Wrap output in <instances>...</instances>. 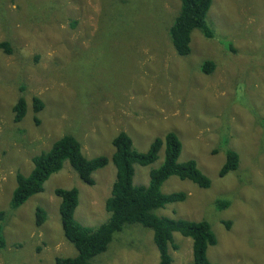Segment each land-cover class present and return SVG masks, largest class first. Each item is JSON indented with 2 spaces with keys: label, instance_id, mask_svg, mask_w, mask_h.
Returning <instances> with one entry per match:
<instances>
[{
  "label": "rangeland",
  "instance_id": "374dc122",
  "mask_svg": "<svg viewBox=\"0 0 264 264\" xmlns=\"http://www.w3.org/2000/svg\"><path fill=\"white\" fill-rule=\"evenodd\" d=\"M181 0H0V212L5 247L0 264H54L76 256L63 235L55 189L78 192L75 220L95 228L109 213L105 201L115 180L111 162L80 180L64 161L43 191L12 209L16 173L28 175L32 157L65 134L75 136L86 158L114 152L125 132L145 152L173 132L182 144L178 162L193 160L209 178L207 189L169 177L163 194L186 199L154 210L160 217L206 221L216 237L207 258L218 264H264V0H212L207 22L213 37L191 33V52L179 57L169 28ZM210 59L216 67L201 72ZM23 97L26 113L14 122ZM43 108L35 112L33 99ZM236 170L219 177L226 152ZM164 148L149 166L134 165L133 183L147 185ZM226 202L224 209L217 203ZM46 220L35 226V209ZM229 221L226 228L223 222ZM152 230L124 225L93 264H158ZM172 264H192V241L173 233Z\"/></svg>",
  "mask_w": 264,
  "mask_h": 264
},
{
  "label": "trees",
  "instance_id": "16d2710c",
  "mask_svg": "<svg viewBox=\"0 0 264 264\" xmlns=\"http://www.w3.org/2000/svg\"><path fill=\"white\" fill-rule=\"evenodd\" d=\"M212 0H181L180 9L173 19L168 32L171 44L177 56L185 57L191 52V33L198 30L206 38L213 37V28L207 22V13ZM9 41L0 43V48L10 51ZM216 67L214 61L207 59L201 65V72L210 75ZM33 108L39 112L43 102L33 99ZM14 122H20L26 113V102L20 97L13 107ZM264 126V116L262 118ZM114 152L110 158L97 156L86 158L82 154L81 143L71 135L65 134L57 139L51 147L32 157V170L28 175L16 173V187L10 200V207H20L31 196L43 191V184L52 175L61 170L64 161H68L82 182L93 185L92 174L111 162L115 168V180L110 196L105 201L108 219L95 228L85 227L74 218L78 205L76 189H55V195L60 199L59 215L62 232L67 241L76 249L74 257H56L54 264H93L95 256L104 253L113 236L120 232L126 224H139L152 230V239L156 246L158 264H172L168 247L177 249L173 233H178L192 241V264H218L209 261L207 249L216 244V237L206 221H187L160 217L154 210L186 199L183 192L163 194L162 184L171 176L187 180L199 188L210 187V180L197 167L196 162L187 160L179 163L182 144L173 132L166 133L162 138H155L145 152L134 149L130 137L125 132H119L111 142ZM164 148L162 164L149 172L147 185L137 186L133 183L134 165L149 166L158 159V153ZM238 154L233 150L226 152L225 162L219 170V177L237 169ZM226 202L219 201L217 207L224 209ZM0 212V220H3ZM46 220L45 211L35 209V226L42 225ZM1 222V221H0ZM226 228L230 222H223ZM5 247L3 225L0 223V250Z\"/></svg>",
  "mask_w": 264,
  "mask_h": 264
}]
</instances>
